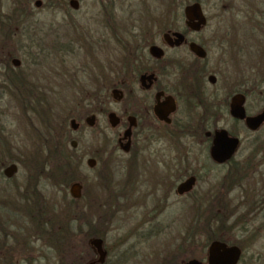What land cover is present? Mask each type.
Wrapping results in <instances>:
<instances>
[{"label": "flooded vegetation", "instance_id": "af4514ba", "mask_svg": "<svg viewBox=\"0 0 264 264\" xmlns=\"http://www.w3.org/2000/svg\"><path fill=\"white\" fill-rule=\"evenodd\" d=\"M49 8L60 18L53 25L51 55L67 59L78 50L80 43L60 31L73 27L85 34L92 62L82 69V80L70 82L65 59H58V69L33 63L39 43L35 35L28 36L33 28L24 9L17 7L12 19L0 16V27L6 29L2 46L16 41L24 56L20 63L17 52L2 48L0 107L3 100L18 106L15 114L8 112L13 110L9 104L7 111L0 109V151L5 154L0 182L16 198L18 193H41L40 184L48 181L31 177L23 166L37 165L36 153L57 144L72 151L67 156L75 159L77 169L84 160L95 183L82 189L72 181L67 193L71 200L82 199L80 236L92 229L101 237L74 241L80 246L77 252L90 254L81 264H109L103 247L109 216L116 231L126 230L120 241L139 246L177 230L184 213L191 216L184 229L193 243L199 216L215 214L219 199L226 206L234 198L244 199L228 209L230 214L243 208L251 215L264 211V190L259 188L264 120L247 122L264 112V0H49ZM104 51L116 57L110 55L106 63ZM57 77L81 89L74 107L55 125L49 114ZM7 115L14 123L7 122ZM19 121L33 134L36 148L29 158L13 141L10 126L17 130ZM216 136L236 140L223 161L211 155ZM9 166L15 172L5 177ZM19 168L21 182L16 181ZM72 183L80 185L77 199L69 195ZM94 187L103 199L93 196ZM92 239L101 241L102 262L89 244Z\"/></svg>", "mask_w": 264, "mask_h": 264}, {"label": "rangeland", "instance_id": "374dc122", "mask_svg": "<svg viewBox=\"0 0 264 264\" xmlns=\"http://www.w3.org/2000/svg\"><path fill=\"white\" fill-rule=\"evenodd\" d=\"M36 0H0V16L3 15H10L11 19L15 16V10L17 7L24 9L25 13L29 14V26L32 27L28 36L30 37L32 35H35L33 37L34 40L38 41V47L39 52H37V56L33 63H39L43 64L48 67H54L58 69V64H61L64 59L65 62L68 64V68H70L72 76L71 78H66V80H71L72 82L74 79L82 80L84 74L82 73V69L88 65L90 68V63L92 62L90 57L86 55V52L89 50L88 44H83L85 34L81 29H75V28H67V29H61V33L71 36L73 39L77 40L80 44L75 46L78 50H75L73 54L66 57H56L51 55L50 49H51V40L53 38V25L56 23V25H59L60 18L59 14L54 13L49 8V0H38L40 2V5L38 8H35L33 6V2ZM82 13L79 11L76 15V17H80ZM6 29L5 27H0V59L2 54V48H4V52L12 50L16 54V57L21 59L20 63H23V57L19 53V51L16 50V41L10 42L8 46H2L4 45L3 37L6 36ZM25 41H27L25 39ZM81 44L83 46H81ZM78 47H81V50H79ZM107 49V48H106ZM107 51H104L102 57L104 62L108 63L111 61H108L110 55L113 54H107ZM116 57V55H113ZM99 59H101V54L98 56ZM61 59V61H58V59ZM27 63L29 61H26ZM43 68V69H47ZM65 78H56V89H57V95L55 99V103L53 106L54 110H51L49 114V118L51 119V122H55V125H57L60 121L61 115L64 112H67L71 109V107H74L76 102V91H78L81 88L75 87V85H72L68 81H64ZM262 90H264V83L261 87ZM0 109L7 111L8 110V104L13 110H8L9 113H16L14 110L17 109V104L13 101H10L8 104L5 100L1 102ZM74 114V113H73ZM15 116V115H14ZM12 116L7 115V122L8 123H14V120L11 119ZM67 127V123H66ZM68 128V127H67ZM11 132L14 135V142L17 144H20L21 147H23V152L25 153L26 158L32 157L33 154H35V150H33L35 147V142L33 139V134H31L26 126L23 125L21 121L18 122L17 130L15 126H10ZM80 132L77 134L80 136ZM84 136L88 139L87 133H83ZM259 137L264 140V129L259 132ZM109 139L111 138L110 132L108 133ZM80 141H82L81 136L79 137ZM84 141V140H83ZM82 141V142H83ZM81 145V144H79ZM32 148V149H31ZM80 149V148H79ZM79 149L77 150L76 154L79 153ZM82 152V151H80ZM17 151H13V154L15 155ZM5 154L3 151H0V158L4 157ZM63 158L66 159V155H63ZM71 161L75 162V159L73 157L70 158ZM69 157L67 158L66 162L68 165H70L72 168H74V163L69 162ZM86 167L84 164V160L81 162L80 169L78 168L75 171V178L73 181H79L81 183L82 189L85 186V184L91 185V183H95L94 180L91 179V176L88 175L85 171ZM259 172L263 173L262 175H259V188L260 190H264L263 183L264 182V166L259 168ZM223 173V170H220L216 176V181L219 178V176ZM24 172L22 169H18V172L16 174V181H23ZM83 179V181L81 180ZM262 183V184H261ZM69 185V184H68ZM62 187V192H56L54 189H51L49 184L47 183H41L40 187L42 189L41 194L44 196L45 199L51 201V199L54 200L56 207H61V199L64 194V197L66 200H70L68 193H67V186ZM262 188V189H261ZM93 193L94 197H101L103 199L104 193L101 191H98L96 187L91 188L90 190ZM261 191V192H262ZM82 192V190H81ZM15 193L8 188H2V183L0 182V198H3V200H9L8 208L16 211L18 215H21L20 219H24L25 216H27V210L25 208H21L20 205H16L15 203L12 204V202L17 199L14 197ZM31 195H28L29 200L34 202V198L30 197ZM233 199V198H232ZM12 201V202H10ZM243 202L244 199L242 198H234L230 205L227 206L228 209H233V207L237 206V203ZM254 201V199H253ZM81 202L80 205V211H81ZM248 206L247 204H245ZM71 209V207L69 208ZM244 211L246 209H242L238 213L234 215H230L226 225L230 226L233 225L228 231L224 233V238L227 241V243H233L237 241H241L245 239V237L252 233V230L258 229L260 226L264 225V211L260 212L258 215H251V214H245ZM7 214H11L14 212H7ZM229 212V211H228ZM184 216V223L183 225L181 222L178 223V225L175 227L177 230H167L166 232L162 233L160 237L155 238L148 242L147 244H142L139 246H132L131 240H127L126 242L122 243L120 239L121 236L126 233L125 229H121L120 231L115 230L116 223L113 221L112 217H108L106 219L107 227L106 230V237L103 242V247L108 251V257L107 260L109 261V264H159L164 259H171V264H179L183 259H189V258H195L198 260H203L205 258V251H206V245L204 248H201V246L205 243V236L204 235H196L195 240L193 243L189 242L186 238V225L188 221H191V216H187V214H183ZM200 217V216H199ZM96 217L93 218V220ZM82 223V222H81ZM182 225V227H181ZM181 227V229H179ZM215 225H212V229H214ZM247 228V232L242 231L243 228ZM72 228V227H71ZM74 228V226H73ZM185 228V229H184ZM183 229V232L181 231ZM261 229V228H260ZM183 235V236H182ZM261 236V239L256 242V245L253 248L249 249V253L251 252H258L261 249H264V232L259 233ZM177 238V241L174 239ZM183 238V241H182ZM173 239V240H172ZM236 244V243H235ZM33 249H35L33 256H37V252H42L45 255H50V250H45L44 247L41 246V243L38 241L33 242ZM171 257V258H170ZM41 264V263H39ZM43 264V263H42ZM263 264V263H262Z\"/></svg>", "mask_w": 264, "mask_h": 264}, {"label": "trees", "instance_id": "16d2710c", "mask_svg": "<svg viewBox=\"0 0 264 264\" xmlns=\"http://www.w3.org/2000/svg\"><path fill=\"white\" fill-rule=\"evenodd\" d=\"M71 152L67 153L63 146L57 144L55 148H49L48 151L43 152L45 155L42 151L36 153L37 161L39 159L37 165L34 162L29 164L31 167H26L25 159L23 167L27 170V174L30 171L31 177H44L51 189L62 192V187L74 180L78 167V163L71 161V157L67 156ZM63 155H66V159ZM68 157V161L74 163V168L67 164ZM62 195L61 207H56L53 199L49 201L41 193L33 192L30 197L34 198V202L29 200L26 193H18V199L10 202H12L11 205L15 203L27 210L28 215L24 219H20L21 215L18 213L7 214L5 211H11L7 203L9 200L0 198V264H81L90 256L89 252L81 254L77 252L80 246L74 241H85L92 237H101V235L89 229L85 237L80 236L82 216L79 203L82 199L68 201L64 194ZM216 209L215 214L199 217L198 234L205 236V243L201 248L214 240L227 243L224 233L233 225L228 226L226 223L230 215L234 214L228 212L223 199L217 200ZM262 209L264 210V203ZM212 225H215L214 229ZM260 228L259 231L252 230L253 232L249 233L245 239L230 243L237 245L242 252L239 264H264V249L260 248L258 252L249 253V249L256 245L258 239L259 241L261 239L259 233L264 232V225ZM242 231L247 232V228L244 227ZM35 241L40 242L45 250H50L51 254L45 255L43 251L36 250L38 255L33 256ZM159 264H171V259H164Z\"/></svg>", "mask_w": 264, "mask_h": 264}, {"label": "water", "instance_id": "95a60500", "mask_svg": "<svg viewBox=\"0 0 264 264\" xmlns=\"http://www.w3.org/2000/svg\"><path fill=\"white\" fill-rule=\"evenodd\" d=\"M39 1H35V7L39 6ZM261 120H264V112L255 119L248 120L251 124H259ZM73 124V122H71ZM236 144L235 139L226 138L225 136H216L214 146L211 149L212 158L216 161H223L227 158L231 147ZM89 165L92 161L87 162ZM15 172L14 166H9L3 170L5 177H10ZM80 185L78 183H72L69 186V195L77 199L79 198ZM90 246L95 250L97 256V262H102L105 253L101 250V241L99 239H92L89 241ZM241 258V250L235 245H227L220 241H211L206 246L204 263L196 260L189 259L180 264H238Z\"/></svg>", "mask_w": 264, "mask_h": 264}]
</instances>
